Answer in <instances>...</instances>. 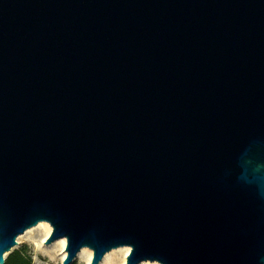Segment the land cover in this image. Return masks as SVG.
<instances>
[{
    "label": "water",
    "instance_id": "obj_1",
    "mask_svg": "<svg viewBox=\"0 0 264 264\" xmlns=\"http://www.w3.org/2000/svg\"><path fill=\"white\" fill-rule=\"evenodd\" d=\"M264 264V0H0V264Z\"/></svg>",
    "mask_w": 264,
    "mask_h": 264
},
{
    "label": "rangeland",
    "instance_id": "obj_2",
    "mask_svg": "<svg viewBox=\"0 0 264 264\" xmlns=\"http://www.w3.org/2000/svg\"><path fill=\"white\" fill-rule=\"evenodd\" d=\"M41 223H46V222H41ZM39 225L40 223L37 226ZM37 226L31 229H28L24 234L20 235L17 238L18 244L9 253H7V257L13 252L22 251L27 256H30L31 264H63L65 258L67 257V253H65V256H64V251L66 249V246H65V249H63L59 241L61 240L66 241V239H59L47 245L44 242H46L48 237L50 236L52 232V228H51L49 236L47 237L46 227L41 226L39 228H36ZM124 248L125 247L123 248L120 247V249H123V250L119 252L118 257L114 261L113 264H126V258L128 254L130 253L131 248L129 247V253L127 255L125 254ZM114 250H118V248L113 249L112 251ZM90 251L92 252V258H93V251L92 250ZM92 258H91V261H92ZM91 261L87 262L84 256L78 257L77 255V257L74 259V261L71 264H90ZM102 261L99 264H109L108 262L102 263ZM142 263L160 264L158 262H151V261H146Z\"/></svg>",
    "mask_w": 264,
    "mask_h": 264
},
{
    "label": "bare ground",
    "instance_id": "obj_3",
    "mask_svg": "<svg viewBox=\"0 0 264 264\" xmlns=\"http://www.w3.org/2000/svg\"><path fill=\"white\" fill-rule=\"evenodd\" d=\"M41 226H45L46 227V235L48 237L49 234H50V231H51V227L48 225V223H40V225L37 226L36 228H39ZM59 242L61 243L63 249H65L66 241L65 240H61ZM121 250H123V249L118 248V250H114L112 252L110 251L109 253H107L105 255V257L103 258L102 263L108 262L109 264H113L114 261L117 259L118 255H119V252ZM124 250H125V254L127 255L129 253V247H125ZM65 253H66V250L64 251V256H65ZM83 256L85 257V259H86L87 262H90L91 261V258H92V252L90 251V249L83 248L79 252L78 257H83ZM142 264H150V263H142Z\"/></svg>",
    "mask_w": 264,
    "mask_h": 264
},
{
    "label": "trees",
    "instance_id": "obj_4",
    "mask_svg": "<svg viewBox=\"0 0 264 264\" xmlns=\"http://www.w3.org/2000/svg\"><path fill=\"white\" fill-rule=\"evenodd\" d=\"M6 264H31V259L24 252L16 251L6 258Z\"/></svg>",
    "mask_w": 264,
    "mask_h": 264
}]
</instances>
